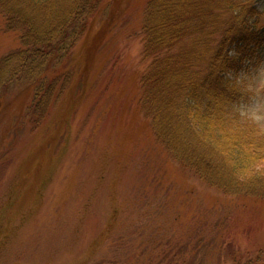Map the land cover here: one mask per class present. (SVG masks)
Masks as SVG:
<instances>
[{
    "label": "rangeland",
    "instance_id": "obj_1",
    "mask_svg": "<svg viewBox=\"0 0 264 264\" xmlns=\"http://www.w3.org/2000/svg\"><path fill=\"white\" fill-rule=\"evenodd\" d=\"M148 2L104 0L70 58L47 73L70 69L82 89L54 96L37 127L26 84L3 89L0 264H264V199L207 185L142 110ZM20 38L0 13V60L23 50ZM236 80L248 101L233 113L264 133V44Z\"/></svg>",
    "mask_w": 264,
    "mask_h": 264
},
{
    "label": "trees",
    "instance_id": "obj_2",
    "mask_svg": "<svg viewBox=\"0 0 264 264\" xmlns=\"http://www.w3.org/2000/svg\"><path fill=\"white\" fill-rule=\"evenodd\" d=\"M103 2L0 0L8 30L21 34L24 47L0 60V98L14 83L26 84L31 95L26 117L34 126L54 96L82 89L80 81L73 84L78 73L70 69L47 73L70 58ZM259 2L149 0L140 33L149 65L138 85L142 110L176 162L226 195L264 199V133L233 113L248 101L238 73L264 44Z\"/></svg>",
    "mask_w": 264,
    "mask_h": 264
}]
</instances>
